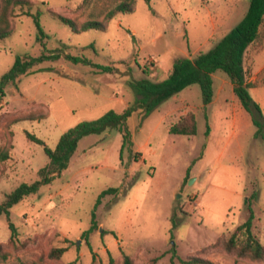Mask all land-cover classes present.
I'll return each mask as SVG.
<instances>
[{
    "label": "rangeland",
    "instance_id": "1",
    "mask_svg": "<svg viewBox=\"0 0 264 264\" xmlns=\"http://www.w3.org/2000/svg\"><path fill=\"white\" fill-rule=\"evenodd\" d=\"M40 11L45 49L61 55L5 88L0 102V204L21 183L30 184L44 167L43 148L79 122L133 104L129 82L164 80L176 58L207 52L245 14L248 0H136L133 12L105 16L123 0H27ZM57 16L69 19L75 30ZM88 21L105 31L82 32ZM30 17L19 9L11 34L0 43V76L17 55L38 56L42 47ZM65 54L113 67L100 73L73 64ZM249 90L264 115V46L246 52ZM214 98L202 109L193 84L148 115L136 109L126 122L133 146L120 160L121 134L108 129L80 139L66 170L37 194L25 197L0 217V264H264L227 250L224 239L247 217L244 198L253 190V233L264 245V146L254 139L246 114L236 121L238 98L229 77L213 74ZM187 112L196 115L195 136L169 134L168 126ZM209 125L208 135L205 133ZM29 133L42 141H29ZM139 153V155H137ZM135 160V161H134ZM96 208L98 229L82 234ZM9 223L15 229L11 238ZM64 249L61 254L57 251ZM54 251V252H53ZM57 255V256H55ZM203 261L198 263L197 261Z\"/></svg>",
    "mask_w": 264,
    "mask_h": 264
},
{
    "label": "trees",
    "instance_id": "2",
    "mask_svg": "<svg viewBox=\"0 0 264 264\" xmlns=\"http://www.w3.org/2000/svg\"><path fill=\"white\" fill-rule=\"evenodd\" d=\"M135 1H121L107 13L105 21L111 20L116 14L133 12ZM145 1L149 2L150 0ZM248 2L247 10L241 20L225 33L210 50L199 53L193 59L188 57L176 58L171 71L162 81L141 78L129 82L128 85L135 94L132 105L125 108L121 113L108 110L94 120L79 122L60 136L54 149L45 146L43 150L48 159L47 164L37 172L35 181L30 184L21 183L12 192L5 195L3 202L0 204V217L5 216L9 221V211L14 205L21 202L25 197L37 194L42 186L51 184L59 177L67 169L78 142L87 135L101 134L108 129L117 130L121 134L119 151L121 160L123 150L128 149L130 152L133 146L132 135L126 126V122L136 109H141L145 115H148L153 109L185 88L198 84L202 94L204 119L207 121V110L214 98L213 74L217 71H221L229 77L234 95L238 98L243 110L248 114L251 123L255 127L253 138L260 139L264 146V115L260 105L252 99L249 93V90L254 88L255 84L247 80V72L244 67V59L249 47L257 45L258 48H261L264 46V0H248ZM16 9H19L22 15L32 19L37 32L36 39L42 50L38 56L25 54L15 57L12 66L0 76V102L6 96L5 88L8 85L16 86L19 77L34 72L33 69L42 63L55 62L61 58V55L45 49L44 39L47 38V35L40 23L41 13L39 10L32 12V3L27 0H0V43L11 34V17ZM57 18L61 23L75 30L74 24L69 19L60 16H57ZM105 28L106 26L100 21H88L81 26L80 30L82 32L90 30L105 31ZM64 58L73 64L92 66L100 73L113 72V67L93 64L82 56L65 54ZM209 131L210 127L206 124L205 133L208 135ZM168 132L169 134L186 137L195 136L197 133L195 113L187 112L180 116L176 122L168 126ZM26 137L29 141L42 145V141L37 137L29 133H26ZM9 158V151L1 148L0 164ZM117 192V188H107L98 195L90 227L83 232V238L87 240L89 234L98 229L95 211L102 199ZM258 196V191L253 190L249 196L244 198V205L247 209L246 220L238 225L229 237L224 239L227 250H235L239 257H249L254 260L264 258V245L253 233L255 215L252 205L258 199ZM9 229L11 238H13L15 229L10 223ZM63 251L64 249H60L57 254L59 255ZM197 262L202 263L203 261L198 260Z\"/></svg>",
    "mask_w": 264,
    "mask_h": 264
},
{
    "label": "crops",
    "instance_id": "3",
    "mask_svg": "<svg viewBox=\"0 0 264 264\" xmlns=\"http://www.w3.org/2000/svg\"><path fill=\"white\" fill-rule=\"evenodd\" d=\"M227 33V32H226ZM245 60V59H244ZM257 102V101H256ZM258 103V102H257ZM259 104V103H258ZM234 110L236 111V113H237V120L236 121H238L239 120V122L241 123V128L242 127H244V125H246V123H245V120L247 119L245 116H246V112L243 110V108H242V106H241V104L239 103V104H237V105H235V107H234ZM246 113V114H245ZM248 115V114H247ZM253 135V134H252Z\"/></svg>",
    "mask_w": 264,
    "mask_h": 264
}]
</instances>
